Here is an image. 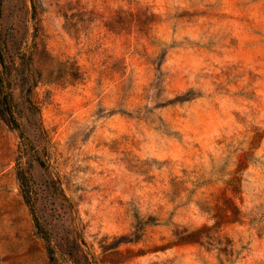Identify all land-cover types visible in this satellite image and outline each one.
Wrapping results in <instances>:
<instances>
[{
    "label": "rangeland",
    "instance_id": "obj_1",
    "mask_svg": "<svg viewBox=\"0 0 264 264\" xmlns=\"http://www.w3.org/2000/svg\"><path fill=\"white\" fill-rule=\"evenodd\" d=\"M0 2V264H264V0Z\"/></svg>",
    "mask_w": 264,
    "mask_h": 264
},
{
    "label": "trees",
    "instance_id": "obj_2",
    "mask_svg": "<svg viewBox=\"0 0 264 264\" xmlns=\"http://www.w3.org/2000/svg\"><path fill=\"white\" fill-rule=\"evenodd\" d=\"M0 7H1V2H0ZM2 80H4L3 77H1L0 79V120L6 123L7 125H9L13 129L18 128V122L16 121L11 108L12 96L9 89L4 87V82ZM17 177L19 180V184L21 186L22 196L25 202L29 205V209L33 216V220L35 221L34 209L32 203L30 202L28 191L26 190V184H27L26 177L24 176V173H17ZM35 228L37 229V233L42 234L41 228L36 222H35ZM44 240L46 243L48 256L50 257V259H52L53 250L51 249L45 238Z\"/></svg>",
    "mask_w": 264,
    "mask_h": 264
}]
</instances>
